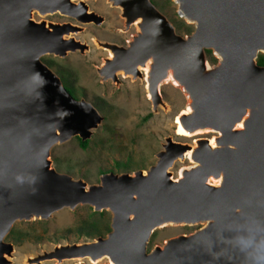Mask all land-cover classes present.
<instances>
[{"label": "water", "instance_id": "water-1", "mask_svg": "<svg viewBox=\"0 0 264 264\" xmlns=\"http://www.w3.org/2000/svg\"><path fill=\"white\" fill-rule=\"evenodd\" d=\"M85 1L0 0V264H11L14 245L5 238L15 223L80 206L108 213L109 231L35 252L27 264L74 257L81 259L74 264H264L257 259L264 255V65L257 63L264 0H174L193 25L183 36L150 0L113 1L125 29L136 30L126 46L102 42L110 52L96 70L101 82L117 84L118 73L140 80L156 100L153 112L165 106L159 86L171 84L186 99L176 123L188 137L214 136L188 143L169 135L146 170L103 173L94 184L58 172L50 151L73 137L87 141L102 116L41 60L88 50L64 37L82 26L46 18L80 23L81 13L100 24ZM185 160L191 165L173 177L170 169ZM167 225L201 227L148 251L152 233Z\"/></svg>", "mask_w": 264, "mask_h": 264}, {"label": "rangeland", "instance_id": "rangeland-1", "mask_svg": "<svg viewBox=\"0 0 264 264\" xmlns=\"http://www.w3.org/2000/svg\"><path fill=\"white\" fill-rule=\"evenodd\" d=\"M154 5L173 24L180 35H188L193 31V25L180 18L174 0H153ZM90 10L102 17L98 25L92 22L79 24L75 20L70 23L82 26L83 30L73 35L79 42L87 43L88 50L83 53H68L64 58L45 55L41 60L50 67L61 79L64 86L72 89L75 99H85L90 102L102 116V122L92 131L87 140L86 147L82 148L76 137L55 146L50 151L53 167L60 173H65L73 178H81L88 184L98 182L103 173L133 172L137 169L146 170L155 161V154L161 148L164 138L172 136L179 142L193 143L198 138H211L213 133L198 132L192 137H182L175 133V117L185 108L184 95L171 84L159 87V93L165 104L158 105L152 111L151 102L148 100L144 83L140 80H131L119 73V82L110 80L101 82L96 68L102 64V59L108 55L96 45L95 41L109 42L116 40L124 43L136 28L131 26L127 33L121 34L118 30L123 19L118 16L115 7L109 13L110 2L107 0H86ZM107 3V4H106ZM111 4V3H110ZM61 16V15H60ZM35 19L39 17L34 15ZM55 22L59 14L46 17ZM65 22V21H64ZM57 23V22H56ZM207 62L211 65L217 63V58L211 51L207 52ZM148 118L144 120L145 117ZM116 163L122 165L116 166ZM191 165V162H176L170 169L173 177H177L179 170ZM95 222L96 227L104 236L109 224V214L102 217L95 214L89 207L80 206L74 210H62L55 213L46 221H30L15 223L5 241L14 245L11 264H27V257L34 256L41 250L49 251L58 244H71L91 241V237L82 235L83 231L91 230L90 224ZM199 226L167 225L155 230L147 245L148 251L155 246H162L164 242L179 234L194 232ZM29 254V255H28ZM76 260L63 261L61 264H74ZM87 262V261H86ZM101 261L100 263H104ZM88 263V262H87ZM41 264H57L55 261H45Z\"/></svg>", "mask_w": 264, "mask_h": 264}, {"label": "bare ground", "instance_id": "bare-ground-1", "mask_svg": "<svg viewBox=\"0 0 264 264\" xmlns=\"http://www.w3.org/2000/svg\"><path fill=\"white\" fill-rule=\"evenodd\" d=\"M108 2H110V3H112V4H114V2L113 1H116V0H107ZM114 6H116V5H114ZM117 7V6H116ZM89 12V11H88ZM89 14V13H88ZM62 16V15H61ZM78 17V20L80 21V23L79 24H84V23H82V22H85V23H90V19H92V18H89V17H87V16H82L81 15V13H79L78 15H77ZM70 19V18H69ZM82 20V21H81ZM76 21V20H75ZM88 21V22H87ZM53 23H55V22H53ZM58 23V22H57ZM64 24L66 23V22H63ZM62 23V24H63ZM70 23V22H69ZM76 23H78L77 21H76ZM59 24H61V23H59ZM72 24V23H71ZM73 26L72 27H79L77 24H72ZM73 30V29H72ZM75 33H71L70 35L68 34V35H65L64 37H65V39H68L69 37H73V35H74ZM96 42V45L98 46V47H100V48H103L104 50H108V53L110 52L109 50H110V47L108 48V47H102V43H100L99 41H95ZM77 47H79V46H77ZM77 51V50H76ZM68 53H71V52H69L68 51ZM96 70H100L101 71V65L99 66V67H97L96 68ZM144 70V72H145V69H143ZM102 72V71H101ZM119 74V73H118ZM122 74V73H121ZM105 77V76H104ZM160 87V86H159ZM146 95H147V97H148V99L150 98V100L149 101H151V99L153 100V104H155L156 103V100L155 99H153L150 95H149V91H146ZM158 105H160V104H157V106ZM156 106V107H157ZM177 122V120H176V118H175V127H176V129H175V133L177 134V135H179V136H182V137H185V136H188L187 134H185V131H183V129L180 127V125L178 124V123H176ZM198 133V132H197ZM210 139V138H209ZM188 151L186 152V156L188 155ZM60 250H62V247H58V249L56 250V251H60ZM27 260H31V261H34L35 259H36V256H30V257H27L26 258ZM51 260H53V261H55V262H57L56 261V259H43L41 262H45V261H51ZM70 260H76V261H81V259H79V258H77V257H74V258H70V259H68V258H65V259H63V261H70ZM62 261V262H63ZM99 262V261H98ZM34 264V263H33ZM36 264V263H35ZM96 264H98V263H96Z\"/></svg>", "mask_w": 264, "mask_h": 264}, {"label": "trees", "instance_id": "trees-1", "mask_svg": "<svg viewBox=\"0 0 264 264\" xmlns=\"http://www.w3.org/2000/svg\"><path fill=\"white\" fill-rule=\"evenodd\" d=\"M207 52H209V51H207ZM257 63H258L259 65H261V64L264 63V55H259V56H258ZM64 87H65L66 91H67V92H68V93L74 98L75 95H74L72 89L69 88V87H66V86H64ZM147 118H148V116L145 117L144 120H146ZM76 138H77V137H76ZM77 141H78L79 145H80L82 148L86 147V145H87V143H88V141H81L79 138H77ZM120 165H122V164H121V163H116V166H120ZM94 213H95V212H94ZM104 213H105V212H100V213H95V214H97L99 217H102V216L104 215ZM90 226L92 227V229H91V230H88V231H83V232H82V235H83V236L91 237V236H93V234H95L96 236L99 235V234H101V230H99V229L96 227L95 222H92V223L90 224ZM108 231H109V224H108V227L106 228V233H107Z\"/></svg>", "mask_w": 264, "mask_h": 264}, {"label": "flooded vegetation", "instance_id": "flooded-vegetation-1", "mask_svg": "<svg viewBox=\"0 0 264 264\" xmlns=\"http://www.w3.org/2000/svg\"><path fill=\"white\" fill-rule=\"evenodd\" d=\"M151 1V3L154 5V2H153V0H150ZM107 4V3H106ZM108 7H109V13H112L113 11V9H115V7H114V4H110L109 3V5H107ZM155 6V5H154ZM156 7V6H155ZM157 8V7H156ZM116 9H118L117 11H118V16L121 18V16H120V10H119V8H116ZM158 9V8H157ZM88 10H89V8H88ZM159 10V9H158ZM91 12H95L94 10H90ZM96 13V12H95ZM71 21H73L72 19H70ZM70 20L69 19H66V18H64V17H62V16H60L59 15V18L57 19V20H55V22H58V23H63L64 21L65 22H70ZM49 21H52V20H49ZM93 22H92V24H94L95 25V20H92ZM118 30H119V32L122 34H125V33H127V31L129 30V28L128 29H125V25H124V21L122 22V26L121 27H119L118 28ZM130 37H131V35H130ZM130 39V38H129ZM129 39H126L125 41H124V43H119L118 41H116V40H110L109 39V42L110 43H114V44H117V45H119V46H126V43H127V41L129 40ZM259 55H264V54H259ZM258 55V56H259ZM257 59H258V57H257ZM261 65H264V63L263 64H261ZM158 107V106H157ZM199 228V227H198ZM197 228V229H198Z\"/></svg>", "mask_w": 264, "mask_h": 264}, {"label": "clouds", "instance_id": "clouds-1", "mask_svg": "<svg viewBox=\"0 0 264 264\" xmlns=\"http://www.w3.org/2000/svg\"><path fill=\"white\" fill-rule=\"evenodd\" d=\"M262 247H264V245H262ZM257 259H258V261H264V255L257 257Z\"/></svg>", "mask_w": 264, "mask_h": 264}, {"label": "snow or ice", "instance_id": "snow-or-ice-1", "mask_svg": "<svg viewBox=\"0 0 264 264\" xmlns=\"http://www.w3.org/2000/svg\"><path fill=\"white\" fill-rule=\"evenodd\" d=\"M185 134H187V133H185Z\"/></svg>", "mask_w": 264, "mask_h": 264}]
</instances>
